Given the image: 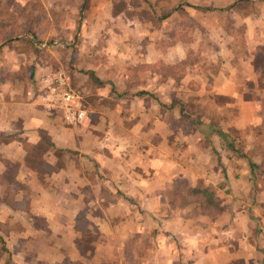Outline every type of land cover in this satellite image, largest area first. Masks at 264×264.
<instances>
[{
    "label": "crops",
    "instance_id": "0c3cea01",
    "mask_svg": "<svg viewBox=\"0 0 264 264\" xmlns=\"http://www.w3.org/2000/svg\"><path fill=\"white\" fill-rule=\"evenodd\" d=\"M195 1L155 0L153 32L140 18L114 15L109 1L91 0L95 24L84 28L98 38L94 18H114L108 39L120 49L0 44V264H123L138 240L155 252L154 264H264V157L245 133L264 121L250 88L264 0ZM8 4L16 14L27 1ZM189 5L203 7L192 28ZM226 14L240 24L229 37L241 30L247 39L238 60L237 49H213L206 59L197 42L149 44L152 36L198 37L192 30L222 36ZM189 58L178 80L158 71ZM53 68L68 69L85 91L80 125L43 106L38 85ZM205 188L220 214H206L195 192Z\"/></svg>",
    "mask_w": 264,
    "mask_h": 264
},
{
    "label": "rangeland",
    "instance_id": "374dc122",
    "mask_svg": "<svg viewBox=\"0 0 264 264\" xmlns=\"http://www.w3.org/2000/svg\"><path fill=\"white\" fill-rule=\"evenodd\" d=\"M27 4L23 6L19 11H17L16 14H13L12 6L10 7V4H8V0H6V3L0 5V22L3 21V25H8V28H3L2 31H0L1 34L6 35V31H8L7 35L0 36V44L4 43L6 45L4 49H15L17 47L18 49H51V51L59 52L64 51L65 49H120L121 48V42L120 40L112 39L109 40V36L111 35V32L109 30H112L114 25L118 27L119 24L115 22L116 20L114 18H109L107 21H105L104 18H102L103 21H100L98 18H94L95 20L99 21V25H102V33L101 36H94L93 29L84 28V25L87 23L85 21H89L90 27L91 25L95 24L93 22V13L90 11V6L92 4L91 0H26ZM105 1V2H104ZM106 1H109L112 13L114 15H122V20L126 22L129 18L137 17V19H141L140 23L147 26V29H151L154 32V28L157 27L159 24V21L155 19V9L153 3H155V0H102V2L107 3ZM195 1V0H194ZM199 1V0H198ZM197 3V1H195ZM196 8L203 7L196 6V5H190ZM250 6L247 5L246 11H249ZM210 8H214L213 6H210ZM225 8L222 9H226ZM228 9V8H227ZM258 9L259 5H258ZM23 12V14L21 13ZM192 16V22H191V28L197 23V17L196 14H193L194 11L191 10ZM198 15L202 16V13L199 12ZM212 16L219 15L217 12L211 13ZM197 17V18H196ZM211 17V16H210ZM219 18V17H218ZM121 20V19H120ZM204 20V19H203ZM211 24L214 22L213 20L209 18ZM216 20V19H215ZM225 26H224V34L222 36H216L212 32L207 31H199L196 32L195 30L189 31V35L191 33H197L196 35L198 37H191L188 36L187 38H176L172 39L176 42L178 41H188L191 37V42H197L198 45H204L205 51L203 52L204 57L206 59H209V56L215 55V51L213 49H225V48H231V49H237L235 50L236 54V60H238V56L240 54H244L243 50L246 49L247 39L242 35L241 30H237L236 32H240L237 35H234L233 37H229V34H233L234 29H238L237 27L240 24H237L236 28H233V23L231 20V16L226 14L225 19ZM223 20V22H224ZM101 22V23H100ZM17 26H20L22 29V32H26L25 36H27V39H25L23 36L24 34L19 35L17 40H14L16 38V31L18 30ZM233 28V29H232ZM105 29V30H104ZM89 31L90 36L86 34L87 31ZM108 31V32H107ZM104 33V34H103ZM200 35V36H199ZM9 38L10 40H8ZM13 39V40H12ZM97 39V40H96ZM33 41L34 47L31 48L29 42L26 41ZM90 41V42H89ZM169 41L170 39H164L159 37L152 36L149 37V44L156 45L158 49H169ZM221 41V42H216ZM264 41V40H263ZM87 42V43H86ZM1 48V46H0ZM152 49V46H151ZM196 58V56H195ZM209 61L207 62V64ZM254 63L255 66L258 67V78L257 80L252 83V86H250L251 90H253V96L256 97V100L258 102V105L260 106L261 112L264 115V43L262 46H259V49H256L254 51ZM159 69V70H158ZM157 70L161 72L162 77L171 76L172 80H178L176 77H180L182 73L185 71V68L179 66V65H173L169 66L165 64H161ZM50 70H58V68H53ZM63 70L70 78V82L72 85V78L70 76V71L68 69H61ZM69 72H67V71ZM52 72V71H51ZM175 77V78H174ZM38 80V79H37ZM42 81V79H41ZM41 81L39 82L38 89L41 93ZM73 88L82 91L83 93V99L85 91L83 89L74 87ZM245 133L252 134L251 142L254 145V149L252 151L253 154H259V147L264 146V121L261 122L259 125L251 127L249 129H246ZM239 137V135H237ZM246 136L241 135V139L243 142H246ZM261 155V154H259ZM264 157V156H263ZM196 227V226H195ZM194 227V228H195ZM194 230V238L197 236H200L201 231H199L197 228ZM157 235V233H156ZM264 236V233H263ZM139 241V240H138ZM138 241H135V243L131 246V256L129 260L125 259L122 261L123 264H143V260H145L144 264H150V261L152 260L153 263V255H151L152 249H150L148 246L145 247L146 249L139 246ZM148 242V241H147ZM154 248V247H152ZM149 251L148 253L146 251ZM152 253L155 254V252ZM138 255V256H137ZM157 264H169L168 259H163V261H157Z\"/></svg>",
    "mask_w": 264,
    "mask_h": 264
},
{
    "label": "built area",
    "instance_id": "2783aa9c",
    "mask_svg": "<svg viewBox=\"0 0 264 264\" xmlns=\"http://www.w3.org/2000/svg\"><path fill=\"white\" fill-rule=\"evenodd\" d=\"M41 100L47 110H58L70 126L80 125L87 116L83 93L72 87L69 76L61 69L47 74L41 81ZM264 233V216L259 220Z\"/></svg>",
    "mask_w": 264,
    "mask_h": 264
},
{
    "label": "trees",
    "instance_id": "16d2710c",
    "mask_svg": "<svg viewBox=\"0 0 264 264\" xmlns=\"http://www.w3.org/2000/svg\"><path fill=\"white\" fill-rule=\"evenodd\" d=\"M12 8H14V7H12ZM18 8H19V6H18ZM23 8V7H22ZM179 7H175L174 9L175 10H177ZM190 10H192V11H194V12H197V11H200V10H202L201 8H196V7H193V6H190L189 5V7H188ZM14 10H16L15 8H14ZM21 11V10H20ZM13 14H15L14 12H12ZM22 14H23V12H21ZM167 16H169V12L168 13H166V15L164 14L163 15V17H162V19L163 18H165V17H167ZM3 23V21H1L0 22V31H2L3 30V28H8L9 26L8 25H3L2 24ZM17 28H18V30L16 31V33H15V35H16V38L14 39V40H17V38H18V36L19 35H22V34H25L26 32H22V29H21V27L20 26H17ZM6 33V35H7V33H8V31H6L5 32ZM3 35H5V34H1L0 36H3ZM5 35V36H6ZM174 39H176V38H187V39H189V37L188 36H184V37H173ZM173 38H171L170 39V41H169V47H171V46H173V44H176V41L175 40H172ZM8 40H10L9 38H7ZM13 40V39H12ZM26 41V40H25ZM192 40H191V38H190V40H188V42H191ZM27 43L29 42V44H30V46H31V48H33L34 47V43H33V41H26ZM184 42H186V41H184ZM1 44H4V43H1ZM191 61V59L189 58L188 60L187 59H183V60H181L178 64H176V65H179V66H181V67H183V68H186V66L188 65V63ZM175 66V65H174ZM185 72H186V70L182 73V75H181V77L185 74ZM175 78V77H174ZM176 78H178V79H180V77L178 76V77H176ZM260 148V150H259V154H261V156H264V146H262V147H259ZM239 154V156H240V154L241 153H238ZM242 156V155H241ZM196 193H198V194H200V195H202L204 198H205V200H206V208L207 209H209L207 212H206V214H208V215H210V216H215V215H217V214H220V212H221V210H222V208L220 207V202H218L216 199H215V197H214V192L211 190V189H208V188H205V189H198L197 191H195ZM211 208V209H210ZM212 210V211H211Z\"/></svg>",
    "mask_w": 264,
    "mask_h": 264
}]
</instances>
